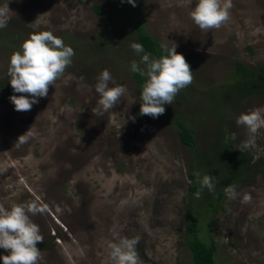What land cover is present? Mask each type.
Returning <instances> with one entry per match:
<instances>
[{
	"label": "rangeland",
	"instance_id": "obj_1",
	"mask_svg": "<svg viewBox=\"0 0 264 264\" xmlns=\"http://www.w3.org/2000/svg\"><path fill=\"white\" fill-rule=\"evenodd\" d=\"M6 4L0 203L39 197L48 205L30 217L44 238L39 264H111L114 233L139 238L142 264H194L187 247L192 215L199 237L215 244L213 264H264V128L242 153L237 146L247 133L235 123L241 113L264 109V0H232L230 20L209 32L190 18L196 0H136L135 7L127 0H0ZM136 24L160 46H177L193 71V83L158 118L139 114L144 78L138 82L130 70L140 59L130 48ZM40 31H51L75 55L48 96L18 112L9 99L21 95L7 74L10 56ZM105 69L127 92L115 108L94 115ZM244 76L256 87L241 96ZM176 121L190 129L192 145L182 143ZM30 128L33 137L17 146ZM226 130L237 139L225 142ZM197 171L213 177L214 194L204 188L195 198L190 186L200 184L190 175ZM230 184L236 199L225 195ZM244 193L250 203H241ZM8 254L0 248V257Z\"/></svg>",
	"mask_w": 264,
	"mask_h": 264
},
{
	"label": "clouds",
	"instance_id": "obj_2",
	"mask_svg": "<svg viewBox=\"0 0 264 264\" xmlns=\"http://www.w3.org/2000/svg\"><path fill=\"white\" fill-rule=\"evenodd\" d=\"M136 6V0H127ZM232 0H196L195 7L190 12V18L202 31L209 32L219 29L230 20ZM9 5L0 6V29L6 28L9 22ZM162 44L164 55L152 58L146 53L141 43L132 42L130 48L140 56L139 61L131 62L130 70L144 78L141 91L140 115L158 118L165 113V105H172L179 92L190 86L194 81L193 71L185 56ZM210 53V48L208 49ZM143 53V55H140ZM75 55L71 46L55 36L51 31L33 32L21 44V48L10 56L8 76L14 93L10 96L18 112L30 111L39 98L48 96L49 87L63 77L66 69L72 63ZM144 65V67H141ZM111 84V86H110ZM95 91L99 94L97 106L92 108L94 115H102L115 108L127 92V87L116 83L111 73L105 69L97 77ZM133 122L135 117H132ZM237 127L244 128L247 139L241 141L237 148L243 153L255 146V137L264 128V109L257 108L247 113H241L235 120ZM33 137L28 130L18 137L16 145H23ZM237 134L226 130L225 142L235 141ZM200 190L194 193L195 198H201L204 188L215 193L213 177L194 173ZM191 183V181H189ZM229 199H236L240 193L236 186L230 184L224 188ZM251 195L244 193L241 203L251 202ZM48 211V205L37 197L24 203H12L5 206L0 203V248L8 255L0 257L3 264H39L42 259L41 250L37 244L44 241L39 226L32 221L31 216ZM57 211H60L57 206ZM227 243V238H224ZM138 237H120L114 233L113 241L108 242L107 249L111 264H142L137 252Z\"/></svg>",
	"mask_w": 264,
	"mask_h": 264
},
{
	"label": "trees",
	"instance_id": "obj_3",
	"mask_svg": "<svg viewBox=\"0 0 264 264\" xmlns=\"http://www.w3.org/2000/svg\"><path fill=\"white\" fill-rule=\"evenodd\" d=\"M98 10V7H95ZM135 30V40L137 43H141L144 47L146 53H150L153 58H159L161 55L166 53L163 52L161 46L148 35L138 24L134 27ZM263 69V68H261ZM246 73L247 71H243ZM136 79L138 82L143 83L142 77L135 73ZM246 75V74H245ZM239 86L243 90L240 95H250L254 92L256 87V79H251L248 76H244L239 80ZM176 124L179 128V137L183 144L192 145L193 137L191 131L186 127L182 122L176 121ZM192 179H195L193 174L190 175ZM190 190L196 193L199 188L197 185L190 186ZM219 196L221 192H218ZM216 209V207H214ZM187 230L190 233V237L187 242V247L191 253L192 260L194 264H213L214 253H215V244L207 243L198 235V229L196 227V217L190 216L187 223Z\"/></svg>",
	"mask_w": 264,
	"mask_h": 264
}]
</instances>
